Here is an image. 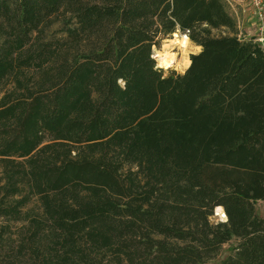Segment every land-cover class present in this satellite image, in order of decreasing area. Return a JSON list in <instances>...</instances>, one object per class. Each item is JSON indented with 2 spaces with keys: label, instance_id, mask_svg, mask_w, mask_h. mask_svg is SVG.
Returning a JSON list of instances; mask_svg holds the SVG:
<instances>
[{
  "label": "trees",
  "instance_id": "1",
  "mask_svg": "<svg viewBox=\"0 0 264 264\" xmlns=\"http://www.w3.org/2000/svg\"><path fill=\"white\" fill-rule=\"evenodd\" d=\"M177 24L203 52L161 79ZM256 41L224 0H0V220L23 222L0 264H206L232 237L220 264H264Z\"/></svg>",
  "mask_w": 264,
  "mask_h": 264
},
{
  "label": "clouds",
  "instance_id": "2",
  "mask_svg": "<svg viewBox=\"0 0 264 264\" xmlns=\"http://www.w3.org/2000/svg\"><path fill=\"white\" fill-rule=\"evenodd\" d=\"M170 35L175 39L169 40L165 38L161 40L160 47L157 48L156 45H153L149 53V59L155 61L153 64V71L161 73V79H166L170 71H174L180 76L186 75L193 63L190 56L200 55L203 52V47L195 44L191 40L189 32H182L178 24ZM256 42H258L262 50H264V35L257 37ZM175 46H179V52L172 50ZM178 55L180 56L179 61H177ZM117 82L121 86H126V81H124L123 78L118 79ZM210 220L215 223L221 221L227 222L228 216L223 205H217L214 208L213 216L210 217Z\"/></svg>",
  "mask_w": 264,
  "mask_h": 264
},
{
  "label": "rangeland",
  "instance_id": "3",
  "mask_svg": "<svg viewBox=\"0 0 264 264\" xmlns=\"http://www.w3.org/2000/svg\"><path fill=\"white\" fill-rule=\"evenodd\" d=\"M224 1L226 3L227 11L234 18L236 25H238V24L239 25H241V24L245 25V26L241 25V26L237 27L238 35L242 38L249 37V35H247V31L245 30V28H247V29L248 28H254L255 24H257V21L254 19L256 16L255 10H257V9L253 5L252 0H224ZM261 7L264 9V0H262V6ZM260 11L264 14V10H260ZM261 18L263 19L264 15ZM53 28H56V27H52V29L48 30L47 33L52 32ZM167 38L169 40L175 39L171 36L167 37ZM160 44H161V42H160ZM172 50L175 52L180 51L179 46L173 47ZM179 60H180V56L178 55L177 61H179ZM24 210H28V211H32V212H38L39 211V203H38L37 199L33 198L30 201V203L24 208ZM255 210H256V213L258 216L264 217V201H261V200L256 201L255 202ZM212 222H214V221H212ZM0 224H7L8 225V231L6 234V238L8 239L7 242L11 243V245H16L17 232H19V230L22 228L23 222L0 220ZM238 242H239L238 238L232 237L229 241H227L226 243H223L221 245L219 252L214 257L209 259L206 264H220L229 255H233L235 253V248H236Z\"/></svg>",
  "mask_w": 264,
  "mask_h": 264
},
{
  "label": "crops",
  "instance_id": "4",
  "mask_svg": "<svg viewBox=\"0 0 264 264\" xmlns=\"http://www.w3.org/2000/svg\"><path fill=\"white\" fill-rule=\"evenodd\" d=\"M255 20L257 21V24H255L254 28H245V30L247 31V35L249 36H255L256 38L264 35V18L262 19L261 17H259V13L257 10H255ZM261 21V22H260ZM239 23V22H238ZM242 26H245L243 24H241ZM241 25H237V27L241 26ZM254 25V24H253ZM239 36V35H238Z\"/></svg>",
  "mask_w": 264,
  "mask_h": 264
},
{
  "label": "built area",
  "instance_id": "5",
  "mask_svg": "<svg viewBox=\"0 0 264 264\" xmlns=\"http://www.w3.org/2000/svg\"><path fill=\"white\" fill-rule=\"evenodd\" d=\"M253 5L255 6V8L258 11V15L259 17H262L264 14L260 11V10H264L261 6H262V0H252Z\"/></svg>",
  "mask_w": 264,
  "mask_h": 264
}]
</instances>
